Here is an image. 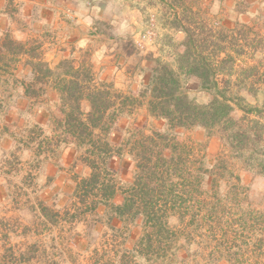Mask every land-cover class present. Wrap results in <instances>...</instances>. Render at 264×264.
<instances>
[{
    "label": "rangeland",
    "instance_id": "374dc122",
    "mask_svg": "<svg viewBox=\"0 0 264 264\" xmlns=\"http://www.w3.org/2000/svg\"><path fill=\"white\" fill-rule=\"evenodd\" d=\"M50 1L53 3V6L50 4L53 10L63 5H77L76 0ZM83 1L85 6H80L78 10L82 13L81 20L79 15L71 17L62 12L57 17L52 10L47 13L48 21L43 29L47 28L49 42H54L57 33L66 25L65 31L71 32L74 27H79L81 32L89 35H102L98 43L102 40L106 48H114L109 55L114 54L121 46L122 61L129 62L131 66H135L141 56L147 64L150 59L159 58L153 56V51L148 49L152 44L146 49H140L135 43L138 33L146 28L151 16L155 17L158 30L159 20L156 14L148 13L146 17H142V22L138 18L124 19L126 15L120 16L117 10L127 6L121 5L118 0ZM64 9L69 10L68 7ZM37 14L40 12L34 11V15ZM185 20L183 40H186L188 30L201 27L196 19ZM38 27L39 25L34 26V31ZM208 29L214 32L213 28ZM196 33H201V29H197ZM160 36L158 30L157 41ZM183 40L173 36L165 37L164 43L182 47ZM26 43L7 40L6 37L4 47L11 51V55L21 53L25 46L36 47L35 54L43 62H47L40 38ZM165 57L169 59L171 56L166 54ZM246 57L252 59L249 55ZM248 58L245 59L246 62ZM8 59L7 51H0V62ZM168 59L162 60L176 67V62ZM255 59L257 63L253 64L262 73L264 55L258 54ZM63 64L71 68L69 62ZM246 66L248 64L235 67V72L242 73ZM10 69L12 68L0 65V74ZM16 69L11 74L16 73L17 76H10V82H0V94H16L17 114L11 117L15 122L8 129L12 140L17 141L19 146V142L41 138L52 157V151L55 150V145H60V141H74L76 147H70L75 149L72 154L74 158L80 156L81 161H75L74 167L71 166L70 171L63 173V178L56 177V173L50 169L56 167L50 161V167L43 169L50 174L43 179L38 175L42 165L37 160L30 162L28 159V162L17 161L11 164L10 173L15 177L12 181L16 191L0 204L1 211H5V203L12 200L5 211L6 215L0 213V264H122V255L137 244L148 230L145 225L146 218L137 216L131 222L116 220L120 226L115 231L109 224L108 214L104 213L103 207L101 213L87 211L88 203L82 206L83 218L75 217L78 205L82 202L79 194L84 196V191L81 189L78 193L74 192L79 182L76 183L73 179L77 176L82 177L80 179L83 181L92 174L93 169L84 161L90 145L83 144L76 137L64 132L59 123L64 116L60 97L64 92L60 90L62 81L57 86L56 83L60 78L66 77L69 80L73 74H67L61 68L59 74L62 77L55 80L57 76L47 77L45 73L33 68ZM79 73H89L92 78L94 75L89 68H83ZM143 76H146L145 72ZM96 78L94 81L97 83L112 84L115 90L135 98L145 90L143 83L133 91L117 87L112 81L101 80L100 76ZM185 87L189 95L200 103H206L212 97L211 93L200 91L196 81L187 80ZM228 93L243 97L241 104L244 106L264 107V85L262 88L254 86L250 90L239 88L235 84ZM84 108L88 110V107ZM243 114L238 108L233 113L236 119H241ZM250 117L261 118L264 122V113L260 117L256 114H251ZM240 123L247 128L249 122L245 120ZM107 136L113 150L110 155H106L108 159L105 163L100 161L103 171L106 170L98 183L85 186L88 202L99 200L102 203L107 186L113 185L117 189L113 202L121 204L125 198H135L137 208L144 209L145 204L141 198L147 197L149 192L153 198V202L148 204L149 207L153 205L160 215L166 216V227L156 238L163 242L162 248L156 246L155 252L146 256L131 252L132 264H264V174L248 163L247 156L251 151L247 147L241 148L238 139L217 128L209 130L202 126L172 127L167 121L146 113V105L133 110L127 108L110 125ZM259 141L264 145V138ZM247 143L251 144L250 148H254L253 141L248 140ZM70 151H65L66 157H69ZM18 188H21V192L17 191ZM62 189L66 191L64 194ZM38 190L41 192L40 196L47 194L49 211L46 208L47 211L41 212L37 200L39 196L35 195ZM30 193L33 194L31 198L37 206L32 212L30 208L21 209L17 200L30 198ZM69 208L75 211L70 212ZM46 212L50 216L48 221L42 217ZM71 217L75 221L71 222ZM110 256L116 260L114 263ZM149 257L152 261L148 260Z\"/></svg>",
    "mask_w": 264,
    "mask_h": 264
},
{
    "label": "trees",
    "instance_id": "16d2710c",
    "mask_svg": "<svg viewBox=\"0 0 264 264\" xmlns=\"http://www.w3.org/2000/svg\"><path fill=\"white\" fill-rule=\"evenodd\" d=\"M199 29H201L199 34L195 30L187 31V38L182 42L183 50L176 52V67L160 58L149 60L151 64L149 63L146 68L142 69L146 74L143 82L145 90L137 98L115 90L112 84L97 83L89 73L81 75L78 71L71 70L72 67L64 66L65 64H62V70L73 75L69 80L66 77L59 79L58 77H62L59 74L61 68L60 70L51 69L38 57V54H35L36 47L31 50L33 70L45 73L47 77L57 76L55 80L59 79V82L56 86L62 81V88L60 86L59 88L64 92L60 94L64 116L59 120L60 127H63L64 132L76 137L81 143L90 145L84 161L90 164L93 170L88 178H84L77 184L76 192L82 189L84 196L79 194L82 202L78 205L75 217L83 218L81 209H83V204L88 203L87 211L95 210L101 213V207H103L104 213L108 214L107 220L115 231L119 227L116 220L131 222V220H136L137 216L146 218L145 225L148 230L137 244L128 247L129 251L121 257L122 264H132L131 252L146 256V254L153 253L156 246L162 248L163 242L156 238L159 237L167 223L166 216L160 215L153 205L149 207L148 204L153 202L149 192H147V197L141 198L145 204L144 209L137 208L135 198H125L121 204L113 202L117 193L113 185L107 186L103 195L105 200L102 203L99 200L89 203L88 197L86 198L85 186L98 183L100 176L106 170L103 171L104 168L101 167L100 161L103 160L102 163H105L108 159L106 155H110L113 150L107 136L110 125L116 121V118L122 116L127 108L133 110L146 105L150 115L167 121L175 128L202 126L209 130L217 128L225 131L232 138L239 140L241 148L246 149L247 147V150L251 151L247 156L248 163H251L253 169L256 168L264 174V145L259 141L264 138V122L261 118L250 117L251 114L260 117L264 113V107L262 109L258 106H244L241 104L243 97L228 93L235 84L239 88L244 87L250 90L254 86L262 88L264 71L260 73L258 68L252 65L242 69L241 77L234 81L231 76L236 74L235 57L232 54L222 57L221 53L225 50L214 37V33L203 26ZM224 39L222 37L220 41ZM39 79L38 77L37 80ZM187 80H195L200 91L211 93L210 100L200 103L191 97L185 87ZM85 106L88 110L84 108ZM237 108L244 112L241 119H236L233 115ZM245 120L249 122L246 125L247 128L240 123ZM248 140L255 143L254 148H250L251 144L247 143ZM104 155L105 158H103ZM110 260L112 263L116 261L113 257ZM148 260L152 261L151 257Z\"/></svg>",
    "mask_w": 264,
    "mask_h": 264
},
{
    "label": "crops",
    "instance_id": "0c3cea01",
    "mask_svg": "<svg viewBox=\"0 0 264 264\" xmlns=\"http://www.w3.org/2000/svg\"><path fill=\"white\" fill-rule=\"evenodd\" d=\"M62 1L64 2L65 0ZM76 1V6L63 5L53 10L50 7V4L53 6L50 0H0V51L3 53L7 51L9 57L8 61L0 62V65H6L8 68H12L8 72H4L2 75L0 74V82H10V76L16 77V73L11 74V72H16L17 67L28 68L29 70L30 68L32 69L33 66L32 48L25 46L21 53L11 55V51L4 47V40L6 37L7 40L11 39L14 42L25 44L34 38H40L42 42V52L45 56L44 59L53 70L62 68V64L67 61L71 64L74 71L79 72V70L83 68L92 69L94 72V75L92 74L93 78L97 80L96 77L100 76L101 80L112 81L120 88L133 89L134 91L144 82L145 76H143L144 71H142L141 67L146 68L147 65H149L146 63V60L141 58V56L138 57L137 60L139 61L136 62L135 66H131L129 62L124 63L121 58L123 56L120 48L121 46L118 49L115 48L116 52L114 54L109 55L110 51L112 52L114 48L113 50L112 48H106V45L102 44V40L98 43L102 35H89L86 32H81L79 27H74L71 32L69 30L65 31V25L63 26L64 28L57 33V36L54 38L56 40H54V42H49V39H47V28L43 29V27H45V22L48 21L46 20L47 13L52 10L57 17L62 12L64 14L67 13L71 17L79 15V20H81L80 16L82 13L78 12V10L80 6H85V4L83 0ZM118 1L121 5L127 6L126 8L122 6V8L117 10L120 16H122V14L126 15L124 19L138 18L141 21L142 17H146L148 13H154L158 16V30L161 36L158 40L159 42L157 41L158 43L153 44L148 49L153 51L151 52L153 56L159 57L160 59H168L165 55L169 54L171 57L168 60L175 62L176 52L180 50V48H183V46L176 47L173 44L168 46L164 43V38H172L173 36L182 41L185 38L183 26L186 24L185 19L187 18L198 20L199 26H203L206 30L208 28L214 29V37H216L222 45L223 50H225L222 51L221 56L224 57L226 54L235 55L234 67L244 66V64L252 66L254 65L253 63H257L255 57H257L258 54L264 55V0ZM63 2H61V4ZM64 7H68L70 11H67ZM36 10L40 12V14L34 15V11ZM51 22L53 21L51 20ZM37 25H39L38 30L34 31V26ZM197 29L199 28H194L195 31H197ZM222 37L225 39L220 41ZM55 41H57V43ZM240 52L243 53L240 54ZM246 55H249L252 59L246 57ZM113 57L115 58L113 59ZM247 58L248 62L245 61ZM253 58L255 60H253ZM231 77L235 81L240 78L241 75L237 72ZM15 99L16 94H0V204H2V200L10 194H14L16 191L15 183L12 181L15 177L10 173L11 164L17 161L23 163L28 159H30V162L37 160L42 165V170L38 175L43 179L50 174L44 172L43 169L45 170L46 167H50L51 162V164H53L52 166H55L56 169L53 167H50V169L56 173V177L59 176V178H63V173L65 171H70V167H74L75 161H81L80 156L74 158L72 154L75 149H71L70 147H76V142L74 141H60V145L59 143L55 145V150L52 151V154H54L53 157L50 156L51 152L45 149L46 143L41 140V138L29 142L25 141V143L19 142L18 146L17 141L12 140L10 137L8 130L10 129V125H14L15 122L11 117L17 114ZM140 108L142 109V107ZM146 113H148L147 108ZM68 149L71 151L69 157H66L65 151ZM74 176L75 174H73V177ZM80 178L82 177L76 176L73 180L78 183L81 180ZM44 187L47 188L48 186ZM25 188L26 187H24L23 190H25ZM75 189L76 187L74 188V192L76 191ZM20 190L21 188L17 189V191ZM62 190L64 194L66 191L64 189ZM37 192L35 195L39 196L37 200L39 203L38 205H40L42 209L41 212L47 211V209L49 211L47 194L44 193L40 196L41 192L39 190ZM29 196L30 198L17 200L21 209L30 208L32 212L36 210L37 206L31 198L33 194L30 193ZM11 201L10 199L5 203V211H7L8 204L11 205ZM76 209L77 206H75V210ZM75 210L69 208L70 212H74ZM5 211H1L0 213L6 215ZM42 217H44L46 221L50 220L48 212L44 213ZM71 218V222L75 221L73 217Z\"/></svg>",
    "mask_w": 264,
    "mask_h": 264
},
{
    "label": "built area",
    "instance_id": "2783aa9c",
    "mask_svg": "<svg viewBox=\"0 0 264 264\" xmlns=\"http://www.w3.org/2000/svg\"><path fill=\"white\" fill-rule=\"evenodd\" d=\"M157 36L158 30L156 20L154 16H151L146 28L138 33L135 43L138 48L146 49L149 44L153 45L157 42Z\"/></svg>",
    "mask_w": 264,
    "mask_h": 264
}]
</instances>
